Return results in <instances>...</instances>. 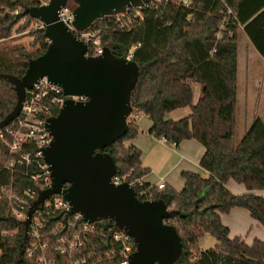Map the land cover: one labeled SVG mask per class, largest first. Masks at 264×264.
I'll return each mask as SVG.
<instances>
[{
  "label": "trees",
  "instance_id": "trees-1",
  "mask_svg": "<svg viewBox=\"0 0 264 264\" xmlns=\"http://www.w3.org/2000/svg\"><path fill=\"white\" fill-rule=\"evenodd\" d=\"M36 4L32 0H0V40L13 31L29 29L38 42L34 51L22 45H0V73L20 77L27 61L46 50L48 40L41 23L23 13L26 6ZM228 9L235 20L219 28ZM142 11L143 20L135 21L128 30L119 28L115 15L99 18L89 28L101 32L103 42L116 56L139 45L132 59L141 74L131 95L127 131L105 149L117 164L115 176L131 182L149 171L141 166L140 150L124 144L138 131L133 115H147L152 122L148 133L164 136L175 148L185 139L197 140L205 149L199 165L206 176L182 171L184 186L180 191L142 183L133 186L135 194L142 200L151 194L152 199L160 198L177 211L166 221L175 227L183 247L174 264H264V241L254 239L248 245L241 237L230 238L220 217L233 207H242L264 226V196L234 194L225 185L233 179L249 191L264 189V122L254 117L242 138L236 140L239 36L243 33L264 58V0H192L189 6L168 0ZM195 86H199V96L194 102ZM15 101L13 84L0 77V120ZM183 106L190 107L189 115L178 120L165 118L167 112ZM8 157L0 145V176L9 178L2 168ZM140 192H145L144 196ZM205 233L217 242L198 250V240ZM24 240L22 225L13 219L9 203L0 199V264H37L35 258L25 255ZM113 248L116 245L102 239L86 245V251L94 250L100 256ZM48 255L56 261L61 257L53 250ZM106 258L102 264L120 260L117 252Z\"/></svg>",
  "mask_w": 264,
  "mask_h": 264
},
{
  "label": "water",
  "instance_id": "water-1",
  "mask_svg": "<svg viewBox=\"0 0 264 264\" xmlns=\"http://www.w3.org/2000/svg\"><path fill=\"white\" fill-rule=\"evenodd\" d=\"M68 1L74 4L72 25L83 31L99 18L142 7L150 0H49L24 8V14L43 24L48 45L27 61L22 76L0 73L13 84L16 95L0 128L19 114L25 89L42 77L65 94L86 97L85 101L66 99L59 112L46 121L52 141L44 150V159L52 185L28 209L24 230L33 209L51 194L60 193L71 212L80 213L85 221L111 220L133 238L136 248L128 264H174L183 247L175 227L166 221L177 211L160 198L139 199L127 181L115 184L112 177L117 164L105 151L126 134L131 95L141 70L132 58L116 56L106 45L98 56L85 55L87 45L59 18ZM65 184L69 186L64 189Z\"/></svg>",
  "mask_w": 264,
  "mask_h": 264
},
{
  "label": "built area",
  "instance_id": "built-area-1",
  "mask_svg": "<svg viewBox=\"0 0 264 264\" xmlns=\"http://www.w3.org/2000/svg\"><path fill=\"white\" fill-rule=\"evenodd\" d=\"M36 5L47 4L49 0H32ZM168 0H150L142 7L128 8L117 16L116 24L121 29H130L135 21L144 18L143 8L149 5L156 8ZM189 6L192 0H175ZM74 4L68 1L59 11L60 20L87 45V56H98L103 52L105 43L99 30L78 31L73 25ZM235 16L230 9L223 12L219 28H223ZM41 23V22H40ZM41 27L43 24L41 23ZM218 33L217 35H219ZM138 44L127 50L125 55L132 58ZM85 101L86 97L65 94L62 88L46 77L38 79L31 88L25 89V97L19 114L7 125L0 128V145L9 154L2 168L10 174L9 178L0 176V199L9 203L12 217L24 230L23 222L28 218V209L38 199L39 194L52 185L49 165L44 159V150L52 136L45 124L49 117L55 116L66 99ZM167 143L164 136L158 138ZM115 184L121 181L115 175ZM132 186L141 185V179L129 182ZM65 184L63 188H67ZM164 187L163 183L158 188ZM145 193V192H144ZM140 192V196H144ZM145 199H152L151 194ZM24 251L28 258H35L37 264H102L106 257H114L116 252L120 260L114 264H128L129 256L136 244L124 230L117 228L111 220L85 221L78 212H71L69 202L60 193L51 194L32 211L27 230H24ZM93 239L108 240L116 248L100 256L94 250L86 251V245ZM53 250L61 257L55 260L48 253ZM67 263H63V259Z\"/></svg>",
  "mask_w": 264,
  "mask_h": 264
},
{
  "label": "crops",
  "instance_id": "crops-1",
  "mask_svg": "<svg viewBox=\"0 0 264 264\" xmlns=\"http://www.w3.org/2000/svg\"><path fill=\"white\" fill-rule=\"evenodd\" d=\"M247 40H239L237 67L236 128L239 124L244 132L250 126L254 117H259L264 122V58L257 53L250 41ZM242 44L246 54H241ZM250 46L253 47L259 58L255 55L247 56V52L249 55L253 54ZM252 57L253 61L251 62ZM251 80L252 84H250ZM243 84H245L244 88ZM251 86H253L252 89ZM198 96L199 86H195L194 102L198 99ZM190 112L189 106L178 107L167 112L165 118L178 120L189 115ZM133 117L136 119L138 131L132 139L124 144L126 146L133 145L141 152V166L149 170L141 178L142 183L157 188L158 184L163 183L176 191H180L184 186V179L181 176L182 171L197 172L203 176L207 175V172L199 165L200 158L205 150L201 143L195 139H185L175 148L148 133L152 122L147 115L139 113L133 115ZM225 185L234 194L252 192L264 196V189L249 191L242 183H238L233 179H228ZM220 217L222 223L229 229L230 238L241 237L248 245L254 239L264 241V226L253 219L247 209L233 207L228 213L220 214Z\"/></svg>",
  "mask_w": 264,
  "mask_h": 264
},
{
  "label": "rangeland",
  "instance_id": "rangeland-1",
  "mask_svg": "<svg viewBox=\"0 0 264 264\" xmlns=\"http://www.w3.org/2000/svg\"><path fill=\"white\" fill-rule=\"evenodd\" d=\"M35 26H36V24L34 23L33 27H35ZM15 29H16V27H14L13 30H15ZM239 38H240L239 39L240 41L242 39L247 40V37L243 33H240ZM5 43L8 45H22L27 51H34L38 48V42H37V40H35L34 36L29 34V29H27L23 32L13 31L10 37H8L7 39H4V40H0V45H3ZM243 48H244V46L242 44L241 54H244V53L246 54V52H244L245 50H243ZM250 49H251L253 54L249 55L247 52V56L255 55L259 58L258 54L256 53V51L253 49L252 46H250ZM249 61H250V59H249ZM252 61H253V57L251 58V62ZM250 84H252V80L250 81ZM244 85L245 84H243V88H244ZM252 88H253V86H251V89ZM240 111H241V109H240ZM243 134H244V131L242 130V128L238 124V126L236 128V140L239 141L242 138ZM216 242H217L216 239L212 235L205 233L198 240V247L197 248H198V250H204L207 248H211L216 244Z\"/></svg>",
  "mask_w": 264,
  "mask_h": 264
}]
</instances>
